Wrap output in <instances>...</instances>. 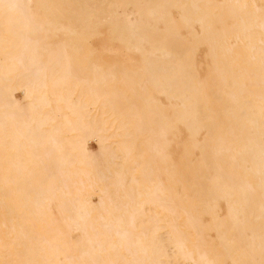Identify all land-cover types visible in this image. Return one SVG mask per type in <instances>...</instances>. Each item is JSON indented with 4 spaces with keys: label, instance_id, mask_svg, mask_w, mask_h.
I'll return each instance as SVG.
<instances>
[{
    "label": "bare ground",
    "instance_id": "obj_1",
    "mask_svg": "<svg viewBox=\"0 0 264 264\" xmlns=\"http://www.w3.org/2000/svg\"><path fill=\"white\" fill-rule=\"evenodd\" d=\"M220 1L0 0V264H264V11ZM102 24L111 46L87 43ZM161 121L192 134L179 165L161 153ZM114 135L153 142L110 180ZM92 169L125 177L124 193L106 207L76 193L53 219L59 182Z\"/></svg>",
    "mask_w": 264,
    "mask_h": 264
},
{
    "label": "rangeland",
    "instance_id": "obj_2",
    "mask_svg": "<svg viewBox=\"0 0 264 264\" xmlns=\"http://www.w3.org/2000/svg\"><path fill=\"white\" fill-rule=\"evenodd\" d=\"M143 3V0H140ZM220 2H223L220 1ZM258 4L261 5L262 7V11H264V0H257ZM119 17L121 18L122 21H125L124 16H123V10L122 8H119L117 10ZM126 12L129 14L130 17L134 18V19H139V15L137 13V11L134 9V7L132 6V4L128 5ZM173 16H175L176 11L173 10ZM181 16L177 15L175 16V19L180 20ZM239 22V20L237 18H230L227 20V23L229 25L235 24ZM64 24H67V22H64ZM220 27V24L218 25ZM110 26L109 24H102V28L101 30L95 31L93 34H91V38H88L87 43H92L94 41V39H96V36L101 35V34H105L104 38L108 41V46H111V35H110ZM49 35H51V33H48ZM107 34V36H106ZM264 36V33L261 35ZM248 39H245V41H247ZM48 43L52 46L55 47H61L63 45V38L59 35H51L49 37V39L47 40ZM231 42L236 45V40L234 39V37L231 39ZM143 47L146 50H150V45L146 42L143 43ZM242 47H238L237 45L235 46V50H239ZM124 50V49H122ZM236 50V51H237ZM114 53V52H113ZM112 52H107V53H97L96 55H104V56H108V58H112L114 57L116 54H113ZM114 55V56H113ZM122 56V55H121ZM120 56V58H121ZM138 56V57H136ZM141 55L138 54H134V58L136 59V61H134L133 63H130L129 65L131 66H135V65H140V63L142 62L140 59ZM123 57V56H122ZM111 60V59H110ZM138 60V61H137ZM211 68L208 67L207 71L205 74H209L210 73ZM205 74L204 76L201 77V81L203 82L205 80ZM151 91L153 92V94L155 96H157L156 90L153 87H150ZM166 90H168V87H165ZM20 99H23V102H26L25 99L23 98V95L21 92H17L16 94ZM167 106L165 108V116L168 117L170 115V105L171 103H166ZM55 107V104L54 106ZM52 107V108H53ZM160 127V131L161 134L166 142V146L164 149H162L161 153L165 154L166 156L170 157L171 161L174 162L176 165H179L181 160L178 159L177 161L174 159L175 154L180 156L184 153L185 148L187 147V143L188 141H193V139L191 138L192 134L189 132H184V133H179V131H175L174 129H169L166 124L161 121L159 124ZM182 126H179L178 130L181 129ZM112 132H114V130L112 129L109 134H111ZM203 135V134H202ZM58 136H62V134H58ZM205 136V135H203ZM181 137V138H180ZM261 140H260V144L264 145V134L261 136ZM182 139V144H181V148L176 150L175 147V143L176 141H178V139ZM153 142V138H151L149 135H145L139 138L134 139V141L130 144L124 143L123 139L118 136V135H114L112 136V138L109 139L108 143L111 145L112 149L114 150V152L116 153V158L115 160H109L108 157L102 159V163H103V169L105 171V173L108 175V179H111V176H118V174L121 173L122 177L126 175L127 170H132V166L134 165V163L136 162V160L138 159V155L141 152L142 147L143 148H148L151 147V144ZM90 149L91 150H97L98 149V145L95 142H92L90 144ZM167 169V166L165 163H162L161 166V171H163L164 169ZM165 169V170H166ZM133 171V170H132ZM95 176V170H91L89 178V181H84L82 180L83 178H81L80 176L75 177L72 180L69 181H60V185H62V188H64V190L66 191L65 194H62L61 192L55 191L52 195H50L49 200H48V211L51 215V217L53 219H66V213H62L61 212V207L63 205V203L67 200L70 199L72 196H75L76 193L81 194L82 196L86 197L89 196L95 201L96 199H99L100 203L106 207L108 206V203H110L111 205H113V196H121L124 193V189L126 187L125 184V177L123 178V180H118L117 182L110 184V180L107 181H97ZM86 179V178H84ZM256 181H254L255 183ZM123 204H127V201L122 200ZM222 205H224L226 208H228V203H222ZM147 211L149 212V208L150 206L147 205ZM115 213V212H114ZM205 223H207V220H203ZM64 232H66V230L63 229ZM77 232V233H76ZM80 232L79 231H75L74 233L71 234V236L78 240L80 237ZM104 258L107 260H114V256L112 255L111 251H105L104 252Z\"/></svg>",
    "mask_w": 264,
    "mask_h": 264
}]
</instances>
